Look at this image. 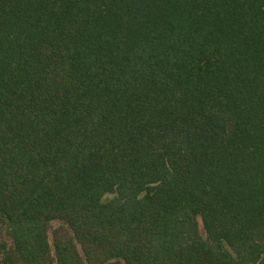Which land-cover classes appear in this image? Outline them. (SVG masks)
<instances>
[{
  "label": "trees",
  "instance_id": "obj_1",
  "mask_svg": "<svg viewBox=\"0 0 264 264\" xmlns=\"http://www.w3.org/2000/svg\"><path fill=\"white\" fill-rule=\"evenodd\" d=\"M0 260L264 264V0H0Z\"/></svg>",
  "mask_w": 264,
  "mask_h": 264
},
{
  "label": "rangeland",
  "instance_id": "obj_2",
  "mask_svg": "<svg viewBox=\"0 0 264 264\" xmlns=\"http://www.w3.org/2000/svg\"><path fill=\"white\" fill-rule=\"evenodd\" d=\"M110 197H112V194L104 195V199H107V198H110ZM59 224H60V221H58V220H53V221L50 222V230H49V241H50V243L52 242V240H51V230L53 228H55L56 226H58ZM198 229H199V233L201 234V236L204 237L205 236V232H204V229H203V226H202V223H201V220H200L199 217H198ZM0 264H4V263H2L1 260H0Z\"/></svg>",
  "mask_w": 264,
  "mask_h": 264
}]
</instances>
